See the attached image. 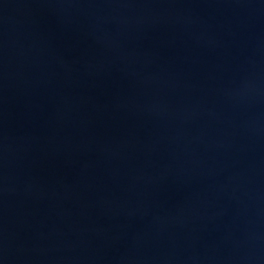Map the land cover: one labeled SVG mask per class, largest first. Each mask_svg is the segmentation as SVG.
Returning <instances> with one entry per match:
<instances>
[{
	"label": "water",
	"instance_id": "1",
	"mask_svg": "<svg viewBox=\"0 0 264 264\" xmlns=\"http://www.w3.org/2000/svg\"><path fill=\"white\" fill-rule=\"evenodd\" d=\"M199 264H264V0H254L217 141Z\"/></svg>",
	"mask_w": 264,
	"mask_h": 264
}]
</instances>
